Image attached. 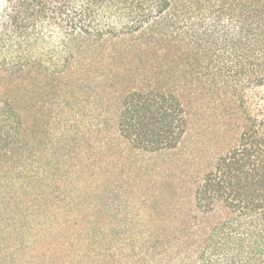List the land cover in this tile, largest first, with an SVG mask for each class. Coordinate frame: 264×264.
Returning a JSON list of instances; mask_svg holds the SVG:
<instances>
[{
    "label": "trees",
    "instance_id": "16d2710c",
    "mask_svg": "<svg viewBox=\"0 0 264 264\" xmlns=\"http://www.w3.org/2000/svg\"><path fill=\"white\" fill-rule=\"evenodd\" d=\"M0 264H264V0H0Z\"/></svg>",
    "mask_w": 264,
    "mask_h": 264
}]
</instances>
